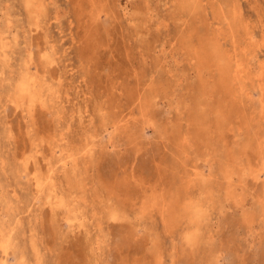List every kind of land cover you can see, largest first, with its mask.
<instances>
[{
    "label": "rangeland",
    "instance_id": "obj_1",
    "mask_svg": "<svg viewBox=\"0 0 264 264\" xmlns=\"http://www.w3.org/2000/svg\"><path fill=\"white\" fill-rule=\"evenodd\" d=\"M0 264H264V0H0Z\"/></svg>",
    "mask_w": 264,
    "mask_h": 264
},
{
    "label": "bare ground",
    "instance_id": "obj_2",
    "mask_svg": "<svg viewBox=\"0 0 264 264\" xmlns=\"http://www.w3.org/2000/svg\"><path fill=\"white\" fill-rule=\"evenodd\" d=\"M238 70V69H237ZM241 72V71H240ZM240 76V75H239ZM25 90V89H24ZM11 102V101H10Z\"/></svg>",
    "mask_w": 264,
    "mask_h": 264
}]
</instances>
